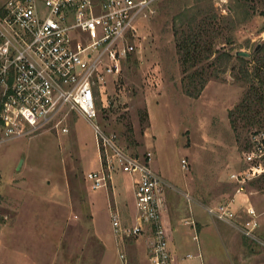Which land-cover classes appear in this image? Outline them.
Listing matches in <instances>:
<instances>
[{
	"label": "rangeland",
	"instance_id": "1",
	"mask_svg": "<svg viewBox=\"0 0 264 264\" xmlns=\"http://www.w3.org/2000/svg\"><path fill=\"white\" fill-rule=\"evenodd\" d=\"M7 1L0 0V6ZM185 1L154 0L155 12L138 20L140 50L130 54L120 72L109 77L106 106L98 107L96 121L115 132L129 153L144 157L151 151V167L163 187L160 199L168 191L175 192L181 206L187 204L197 211L199 218H194L193 227L209 226L207 246L206 230L200 238H193L191 225L183 222L184 218L190 219L189 213H181L182 223L177 224L173 243H183L191 252L190 259L199 263L204 253L210 263L207 255L216 251L219 264H264L263 178L247 187L258 212V240L244 236L230 224L211 220L206 212L208 206L236 195L230 174L243 164V152L249 148L251 136L264 131V117L254 126L242 122L237 127L232 125L229 110L246 90L242 82L231 77L233 64L219 77L211 76L200 95H188L178 52L176 28L183 25L176 23V15L184 9V3L186 7H205L211 2L221 18L228 14L233 0ZM261 3L254 0L255 12L234 30H228L220 21L225 29L222 27L216 42L231 37L232 45L222 46L233 53H250L264 39ZM209 63L204 61L192 70H201ZM201 78L198 76V80ZM145 110L148 119L142 113ZM66 124L70 129L67 133L50 125L0 142V264H10L12 259L15 264L103 262V239L109 242L113 236V187L109 182L107 187L93 190L87 180L88 172L100 167L91 123L71 111ZM113 173L121 180H129L131 175L122 169ZM128 195L134 203L133 192ZM125 250L119 245L108 251V258L113 264H123L125 258L137 257L134 245Z\"/></svg>",
	"mask_w": 264,
	"mask_h": 264
},
{
	"label": "built area",
	"instance_id": "2",
	"mask_svg": "<svg viewBox=\"0 0 264 264\" xmlns=\"http://www.w3.org/2000/svg\"><path fill=\"white\" fill-rule=\"evenodd\" d=\"M154 0H8L0 6V142L26 136L52 125L70 131L71 111L92 125L100 167L88 172L93 190L107 187L115 170L138 174L135 182L137 221L124 225L112 213L115 235L138 236L149 225L152 264H172L162 219L163 191L151 167L152 152L129 153L119 136L97 121L104 108L106 84L122 62L140 49L138 20L155 12ZM243 164L231 172L236 192L246 195L250 182L264 179V131L251 136ZM187 168L186 159L182 160ZM264 195V191H263ZM1 199V195H0ZM236 197L208 206L213 218L258 240L260 222L247 199L237 208ZM1 215V214H0ZM124 256V255H123Z\"/></svg>",
	"mask_w": 264,
	"mask_h": 264
},
{
	"label": "trees",
	"instance_id": "3",
	"mask_svg": "<svg viewBox=\"0 0 264 264\" xmlns=\"http://www.w3.org/2000/svg\"><path fill=\"white\" fill-rule=\"evenodd\" d=\"M200 1L204 0H196V3ZM253 1L233 0L232 8L228 7V14L221 18L211 2L207 4L209 7L200 4L196 7H186L184 3V9L182 8L176 15V23L183 25L176 28V33L179 38L178 52L183 72L186 73L183 77L186 93L191 96L200 95L211 76L219 77L220 73L228 72L232 64L231 77L246 86L241 100L229 110L230 121L235 127L240 122L245 126H254L259 123L261 117L262 119L264 117V39L258 42L250 53L240 54L237 53L240 50L233 53L222 46L223 43L232 45L231 37L220 42H216V38L223 33V28L234 30L239 24L247 21L255 12ZM261 2L264 6V0ZM181 4L183 3L178 5ZM260 13L264 14V11ZM204 61L210 63L202 66L201 70L198 68L192 70ZM198 76L202 78L198 80ZM99 107L102 106L99 104ZM142 113L148 119L147 111Z\"/></svg>",
	"mask_w": 264,
	"mask_h": 264
},
{
	"label": "crops",
	"instance_id": "4",
	"mask_svg": "<svg viewBox=\"0 0 264 264\" xmlns=\"http://www.w3.org/2000/svg\"><path fill=\"white\" fill-rule=\"evenodd\" d=\"M156 150V147H155ZM157 152V151H156ZM98 153V152H97ZM142 158V157H141ZM153 161V157L151 159V163ZM138 179V174H132L129 176V180L127 179H120V177H117L115 173H113L111 175V179H110V184L112 185V193H113V210L111 212V216L112 213L114 211H118L120 213V216L122 218V221L124 223V225L126 226H132L136 223L137 221V208H136V198H135V182ZM250 183H254L250 182ZM250 184H248L249 186ZM247 186V187H248ZM129 191L133 192V199H134V203L130 200L129 198ZM247 193H248V189H247ZM176 193L175 192H166L165 196L161 197V206H162V213H163V219H164V223H165V228H166V232H167V237H168V241H169V249H170V253H171V261L172 264H219V258L216 255V251H209V254L207 255V257L210 258V263H207V259L206 256L203 253V258L202 260H200V262L198 263L197 260L193 261V259L189 258L191 257V252L190 251H186L185 249V245H183V243H178V241L175 243H173L174 241V234L177 231V224L178 222L182 223V212L183 210H186L189 213L190 219L188 218H184L183 222L185 225L190 224L191 225V229H192V235L193 238L198 239L200 238V234L202 232V230H206V236H205V244L208 246L209 244V238H210V230H209V226L205 227L204 229H200V228H195L193 227V223L192 221L194 220V218L198 219L199 215L197 213V211H195V209L192 208H188L189 205L186 204L185 206H181L180 205V201L177 200L176 198ZM236 197V207H241L242 205L246 204L247 199L249 198V201L252 203V201L250 200V196L248 194V198L246 197V195L244 194H240V193H236L235 195ZM91 208L93 206V202L91 203ZM133 212V214H132ZM207 212V211H206ZM208 213V212H207ZM210 219H214L212 216H210ZM215 220V219H214ZM217 221V220H216ZM111 226H112V221H111ZM144 231L142 234L138 235V236H131V235H124L123 237L120 236H115L114 231H113V236L112 238L109 240V242L107 241L108 239H103L101 237V239L104 240L103 243H105V252L104 255L102 256V264L106 263V264H113L112 261L108 258V251L111 250L113 251V249L115 250V248L117 246H121L122 250L124 248H126L125 251H127V248L129 250V247H131L132 245H134L135 247V251L137 252V257H132V258H125V260L123 261V264H152L151 262V253L150 250L148 248V243L150 240V230H149V225L148 224H144ZM197 227V225H196ZM112 230H113V226H112ZM199 230V231H198ZM96 232H97V228H96ZM120 239V240H119ZM133 243V244H131ZM117 244V245H116ZM202 248V245L201 247ZM109 249V250H108ZM211 249V248H210ZM202 250V249H201ZM200 255V253H199ZM1 258V257H0ZM105 258V259H104ZM129 259V260H128ZM1 260V259H0ZM10 264H15V262L13 261H9ZM224 264V263H221Z\"/></svg>",
	"mask_w": 264,
	"mask_h": 264
},
{
	"label": "water",
	"instance_id": "5",
	"mask_svg": "<svg viewBox=\"0 0 264 264\" xmlns=\"http://www.w3.org/2000/svg\"><path fill=\"white\" fill-rule=\"evenodd\" d=\"M237 53H240V54H247V52H245V51H238Z\"/></svg>",
	"mask_w": 264,
	"mask_h": 264
}]
</instances>
